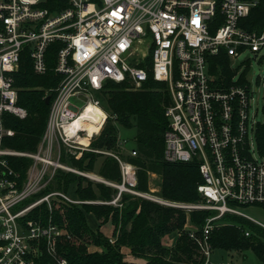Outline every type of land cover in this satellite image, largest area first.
Wrapping results in <instances>:
<instances>
[{"label":"built area","instance_id":"2783aa9c","mask_svg":"<svg viewBox=\"0 0 264 264\" xmlns=\"http://www.w3.org/2000/svg\"><path fill=\"white\" fill-rule=\"evenodd\" d=\"M260 1L66 0L67 7L55 11L46 6L48 0H0V264H42L45 257L69 264L59 251L67 230L52 219L43 224L28 216L42 203L51 210L52 200L78 202L60 192L28 200L49 182L47 169L64 167L62 150H91L80 138L91 141L103 129L108 114L98 94L108 82L127 83L135 91L143 90L150 79L165 84L171 104L166 110L164 160L196 163L203 179L197 187L200 204L170 205L215 212L198 240L207 262L210 233L222 216H241L264 227L243 211L264 208V153L253 149L259 123L250 115L254 92L248 60L237 63L245 52L264 59V27L252 28L251 17ZM54 43L62 45L54 68L62 78L52 90L46 130L36 152L12 149L6 143L16 133L7 125V116H28L18 104L14 75L25 52L34 74L46 75L47 51ZM222 52L232 73L228 87L216 86L210 73L213 59ZM87 104L105 113L100 131L92 136L73 126ZM125 144L119 139L121 148ZM105 153L119 162L123 179L121 184L106 183L119 191L108 204L121 207L125 192L145 196L133 190L137 168ZM20 158L32 160L26 177L11 166ZM190 237L196 239V233L190 232Z\"/></svg>","mask_w":264,"mask_h":264},{"label":"trees","instance_id":"16d2710c","mask_svg":"<svg viewBox=\"0 0 264 264\" xmlns=\"http://www.w3.org/2000/svg\"><path fill=\"white\" fill-rule=\"evenodd\" d=\"M49 9L60 11L67 7L66 0H48ZM257 14L258 18L256 17ZM252 28L264 27V0L251 14ZM61 44H52L47 51L48 72L44 76L34 74L30 57L25 52L21 68L14 75L15 86L19 90L18 104L25 108L28 116L20 120L7 116V125L15 131V136L6 143L12 149L34 153L46 130L47 121L54 101L52 92L61 81V76L54 70ZM227 59L222 52L212 61L210 73L215 77L216 86L228 87L232 73L228 70ZM226 76V78L224 77ZM47 93L52 95L46 103ZM106 99L107 120L98 137L90 144V151L82 156H69L63 164L80 172L94 173L99 159L102 162L97 174L106 182L121 184L122 172L119 162L105 152H111L137 168V186L135 190L149 193L151 174L163 178L161 196L169 201L199 202L202 200L197 187L203 179L196 163H169L164 160L165 132L168 129L166 110L171 104V97L164 83L150 79L143 90H133L127 83L108 82L98 97ZM100 99V98H99ZM118 125L126 129L136 128L135 137L137 156H123L118 150ZM260 152L264 153V124H258L256 130ZM32 164L28 158L12 161V168L26 177ZM52 192L71 195L80 203H65L52 200L51 210L47 203H42L29 214L28 219L40 220L47 224L50 219L64 228L68 236L59 241V251L69 264H207L206 256L199 246L206 221L215 212L195 210L188 212L180 208H170L144 200L138 196L122 194V208L108 204L118 195V190L110 185L93 181L85 176L58 170L46 189L35 195L32 200ZM92 214L97 222V229L88 223ZM190 218L197 227L196 239L189 232H183ZM220 225L214 228L209 237L212 250L229 252L252 251L264 264V227L247 218L226 214L217 220ZM111 222L116 235L112 244L100 229ZM174 232H180L172 248L162 245V239ZM247 233L249 235H247ZM98 247L102 252H90L89 248ZM130 250L134 260L127 262L122 252ZM42 264H55L45 257Z\"/></svg>","mask_w":264,"mask_h":264},{"label":"rangeland","instance_id":"374dc122","mask_svg":"<svg viewBox=\"0 0 264 264\" xmlns=\"http://www.w3.org/2000/svg\"><path fill=\"white\" fill-rule=\"evenodd\" d=\"M262 54L264 55V50H263ZM259 58H260V56L258 58H255L252 53L245 52L237 60V63L240 65L242 62L248 60V62H247L248 66H249L248 79L252 85V90L254 92L250 115H251V117H253L255 119L256 123L264 124V59L262 61H260ZM98 98H100L99 101L101 102L102 109L105 111L107 108L106 99L100 95ZM84 101L86 102V100H84ZM73 102L76 103L80 108L83 105L81 102H79L77 100H73ZM118 131H119V139L123 142L124 141L126 142L125 146L122 147L118 151L123 156H128V155H130V153L134 150V148L136 146L135 145V137L138 134V130L136 128L126 129V128H123L122 126L118 125ZM98 135H96L94 138L98 137ZM91 141H88L86 143L87 147H88V145L90 147ZM257 143L258 142H256V144L253 146V149L255 150L254 151L255 154L258 152V147H259V145ZM86 151H90V150H86ZM83 152L84 151H78V150H72V152L62 150V152L60 153V162H61V164H63V162H62L63 159H65L67 161L68 157L73 156V155L80 158L82 156ZM101 162H102V159H99V161L97 163L96 170L94 173L80 172L76 169L69 167L67 164H63V166L65 168L64 167L59 168L55 171H53V168H49L46 170L45 182L48 179H50V180L47 184L44 185V187H42L43 188L42 190L46 189L47 186L52 182V180L54 179L58 170H62L64 172L75 173V174L80 175V176H85V177H87L93 181H98V182L102 181L104 183H107L97 174V169L99 168ZM162 183H163L162 177H160L158 175L151 174L150 178H149L150 192L145 194V196H143L141 198H143L144 200L150 201V202L157 203V204L165 206V207H170V208H176L175 206H171L170 204H175L178 206L179 205L180 206H189V205L200 204L201 201H199V202H180V201H169V200L164 199L160 194ZM134 189L135 188H133V190ZM42 190H40L39 192L34 194V196L39 194ZM60 193H62V192H60ZM124 194L136 196V195L129 193V192H125ZM67 196L72 201L80 203L79 201L73 199V197L71 195H67ZM33 197L28 200V203H30V202L33 203L35 200H37V198L32 200ZM112 206L115 208H119V209L122 208V206L121 207L116 206V205H112ZM33 210L31 209L30 213ZM243 211L245 213L251 215L254 219H256L259 222L264 224V208H262V207H249V208L243 209ZM87 218H88L89 225L93 229H97L98 225H97V222L94 219L93 215L89 214ZM219 225H220V223L218 221L215 222L214 228H216ZM197 230H198V228L193 226V224L190 222V218L187 217V221H186V224L184 226L183 232H189V233L194 232V233H196ZM100 231L103 233V235L106 238L109 239V241L112 244L115 243V240H116V235L114 234L115 227L111 222L105 224L100 229ZM179 235H180V232H174L173 234L166 235L162 239V245L166 248H172L175 244L176 238ZM89 250H90V252H102L101 248L92 247V246H90ZM122 252L124 253L125 259L127 262L134 260L133 257L130 255V250L128 248H123ZM248 256H249V260L245 264H261L260 261L257 259V257L252 252H250L248 254ZM243 260H244V258H242L240 256V254L237 252H228V251L216 249V250H212L207 264H223L225 262H228L230 264H242Z\"/></svg>","mask_w":264,"mask_h":264},{"label":"bare ground","instance_id":"6f19581e","mask_svg":"<svg viewBox=\"0 0 264 264\" xmlns=\"http://www.w3.org/2000/svg\"><path fill=\"white\" fill-rule=\"evenodd\" d=\"M104 116L105 113L102 109L94 106L93 104H87L81 113L75 118L73 126L79 129L85 128L84 130L89 133L88 136H92L100 131L104 121ZM80 140L83 144H86L89 141L87 137H81Z\"/></svg>","mask_w":264,"mask_h":264},{"label":"crops","instance_id":"0c3cea01","mask_svg":"<svg viewBox=\"0 0 264 264\" xmlns=\"http://www.w3.org/2000/svg\"><path fill=\"white\" fill-rule=\"evenodd\" d=\"M263 224V223H262ZM264 225V224H263ZM229 252V251H228ZM250 252H252V251H246V252H237V253H239L240 254V256L242 257V258H244V260H243V263L242 264H245V263H247V261L249 260V256H248V254L250 253ZM253 253V252H252ZM254 254V253H253ZM255 255V254H254ZM256 256V255H255ZM257 257V256H256ZM258 259V258H257ZM259 260V259H258ZM260 261V260H259ZM226 263H228V262H225V263H223V264H226ZM260 263L261 264H263L261 261H260Z\"/></svg>","mask_w":264,"mask_h":264},{"label":"water","instance_id":"95a60500","mask_svg":"<svg viewBox=\"0 0 264 264\" xmlns=\"http://www.w3.org/2000/svg\"><path fill=\"white\" fill-rule=\"evenodd\" d=\"M51 101V95L47 96L46 98V103L49 104ZM99 182H102V181H99ZM104 183V182H103Z\"/></svg>","mask_w":264,"mask_h":264}]
</instances>
